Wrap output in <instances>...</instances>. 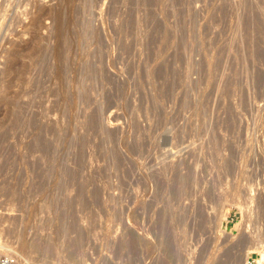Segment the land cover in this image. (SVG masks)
<instances>
[{"label": "rangeland", "instance_id": "1", "mask_svg": "<svg viewBox=\"0 0 264 264\" xmlns=\"http://www.w3.org/2000/svg\"><path fill=\"white\" fill-rule=\"evenodd\" d=\"M260 250L264 0H0V257Z\"/></svg>", "mask_w": 264, "mask_h": 264}, {"label": "bare ground", "instance_id": "2", "mask_svg": "<svg viewBox=\"0 0 264 264\" xmlns=\"http://www.w3.org/2000/svg\"><path fill=\"white\" fill-rule=\"evenodd\" d=\"M85 78H86V76H85ZM253 246H255V244L253 245ZM257 246V245H256ZM252 247V246H251ZM256 250V249H255ZM261 251V250H260ZM241 260H242V263L243 264H248V253H243L242 254V257H241ZM241 263V264H242ZM256 264H264V252H260V256L259 257H257V261H256Z\"/></svg>", "mask_w": 264, "mask_h": 264}, {"label": "built area", "instance_id": "3", "mask_svg": "<svg viewBox=\"0 0 264 264\" xmlns=\"http://www.w3.org/2000/svg\"><path fill=\"white\" fill-rule=\"evenodd\" d=\"M0 264H10V259L7 256L0 257Z\"/></svg>", "mask_w": 264, "mask_h": 264}]
</instances>
